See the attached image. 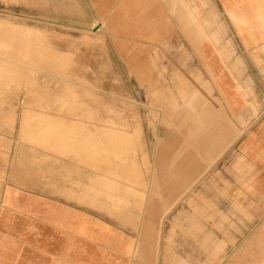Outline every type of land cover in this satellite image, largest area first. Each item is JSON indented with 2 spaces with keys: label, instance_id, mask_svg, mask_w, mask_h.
Masks as SVG:
<instances>
[{
  "label": "rangeland",
  "instance_id": "374dc122",
  "mask_svg": "<svg viewBox=\"0 0 264 264\" xmlns=\"http://www.w3.org/2000/svg\"><path fill=\"white\" fill-rule=\"evenodd\" d=\"M84 10L86 0H0V188L9 180L113 225L141 248L131 264H224L229 256L217 253V239L202 238L213 234L208 221L216 224V207L203 194L215 170H158L152 203L142 205L156 147L173 149L175 166L187 143L195 160L202 156L203 140L194 137L201 127L187 133L170 125L185 117L177 109L186 102H208L186 96L187 82L212 91L202 80L198 48L189 54L161 47L153 73L131 70L108 60L104 20ZM5 23L31 35L11 33ZM209 37L218 40L216 32ZM155 103L171 105L150 109L160 107ZM160 115L170 123L159 128ZM135 122L142 131L132 138Z\"/></svg>",
  "mask_w": 264,
  "mask_h": 264
},
{
  "label": "crops",
  "instance_id": "0c3cea01",
  "mask_svg": "<svg viewBox=\"0 0 264 264\" xmlns=\"http://www.w3.org/2000/svg\"><path fill=\"white\" fill-rule=\"evenodd\" d=\"M86 1L89 10L83 13L97 16L101 25L104 20L112 63L153 73L158 48L184 47L191 54L197 47L202 80L212 88L210 93L187 82V97L201 95L208 102H186L177 109L185 117L170 124L201 127L194 134L203 140L200 160L189 143L176 166L173 149L156 147L142 205L152 203L158 170H215L203 194L216 207V224L208 221L213 234L202 238L217 239V253L229 256L224 264H264V0ZM155 105L160 107L149 108L171 104ZM168 123L161 115L154 120L159 128ZM133 128L132 138L139 137L140 124ZM163 152L169 156L163 159ZM140 249L113 225L56 197L9 180L1 185L0 264H131Z\"/></svg>",
  "mask_w": 264,
  "mask_h": 264
},
{
  "label": "bare ground",
  "instance_id": "6f19581e",
  "mask_svg": "<svg viewBox=\"0 0 264 264\" xmlns=\"http://www.w3.org/2000/svg\"><path fill=\"white\" fill-rule=\"evenodd\" d=\"M0 24L3 25V24H4L3 21H0ZM5 24L7 25L8 23H5ZM6 25H5V26H6ZM8 26H10V28H11V30H10L11 33H13V32H20V33H21V31H23L24 33H25V32L30 33V32H28L29 30L26 31V29H24V28L21 29V27H16V26H14V25H7V28H8ZM3 27H4V26H3ZM4 28H5V27H4ZM7 28H6V29H7ZM10 28H9V29H10ZM18 28H20V29H18ZM0 29H2L1 26H0ZM32 31H33V30H32ZM8 32H9V30H8ZM33 32H34V31H33ZM35 32H36V31H35ZM2 33H3V32H2ZM9 34H10V32H9ZM22 34H23V33H22ZM0 35H1V34H0ZM30 35H31V33H30ZM36 37H37V36H36ZM38 38H39V37H38ZM41 43H42V42H41ZM2 45H3V44H2ZM5 46H6V45H5ZM6 48H7V47H6ZM2 49H3V48H2ZM67 82H68V81H67ZM98 128H99V126H98ZM99 129L102 130V128H99ZM103 129H104V131H105L107 134H109L108 132H111V133H112V130H111L110 127H105V128H103ZM101 130H100V131H101ZM101 132H102V131H101ZM102 133H103V132H102ZM112 134H113V133H112ZM118 134H119V133H118ZM50 136H51V135H50ZM120 136L123 138L124 135H123L122 132L120 133ZM98 139H99V138H98ZM101 140H102V139H101ZM101 140H100V141H101ZM103 141H104V140H103ZM98 142H99V140H98ZM113 142H116V141H113ZM98 144H99V148H98V149H99V152H98V150H97V152H98L99 154H102V153H104V152H107L106 149L104 148V145H102V143H101V144L98 143ZM113 145H114V144H113ZM104 154H105V153H104ZM104 154H103V155H104ZM119 154H120V153H119ZM109 162H110V161H109ZM112 163H113V162H112ZM110 164H111V163H110ZM132 164L134 165V163H132ZM97 165H98V164H97ZM111 166H112V165H111ZM134 166H135V165H134ZM134 166H133V167H134ZM99 167H100V166H99ZM105 169H106V168H105ZM129 169H130V167H129ZM112 170H113V169H112ZM122 170H123V169H122ZM117 172H118V171H117ZM113 173H114V172H113ZM122 180H123V179H122ZM119 195H120V194H119ZM123 195H124V194H123ZM82 197H83V196H82ZM125 197H126V196H125ZM80 198H81V197H80ZM84 198H85V197H84ZM74 199H76V198H74ZM86 203H87V202H86ZM86 203H85V204H86Z\"/></svg>",
  "mask_w": 264,
  "mask_h": 264
}]
</instances>
